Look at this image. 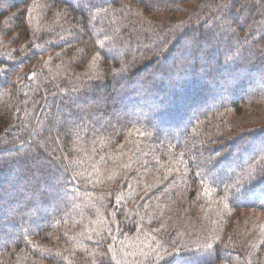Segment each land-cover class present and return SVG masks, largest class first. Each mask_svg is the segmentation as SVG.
Returning <instances> with one entry per match:
<instances>
[{
  "label": "trees",
  "instance_id": "trees-1",
  "mask_svg": "<svg viewBox=\"0 0 264 264\" xmlns=\"http://www.w3.org/2000/svg\"><path fill=\"white\" fill-rule=\"evenodd\" d=\"M263 79L264 0H0V264H264Z\"/></svg>",
  "mask_w": 264,
  "mask_h": 264
},
{
  "label": "rangeland",
  "instance_id": "rangeland-1",
  "mask_svg": "<svg viewBox=\"0 0 264 264\" xmlns=\"http://www.w3.org/2000/svg\"><path fill=\"white\" fill-rule=\"evenodd\" d=\"M218 32V31H217ZM217 34H219V35H223V36H225V35H228L229 33H224V32H218ZM264 80V79H263Z\"/></svg>",
  "mask_w": 264,
  "mask_h": 264
}]
</instances>
